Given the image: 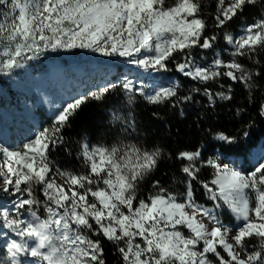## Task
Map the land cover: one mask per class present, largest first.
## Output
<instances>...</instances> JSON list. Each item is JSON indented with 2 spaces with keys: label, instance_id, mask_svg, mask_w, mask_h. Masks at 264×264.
<instances>
[{
  "label": "snow or ice",
  "instance_id": "snow-or-ice-1",
  "mask_svg": "<svg viewBox=\"0 0 264 264\" xmlns=\"http://www.w3.org/2000/svg\"><path fill=\"white\" fill-rule=\"evenodd\" d=\"M262 3L217 0L215 26L223 28L246 6ZM200 13L201 0H175L171 6L166 0H0V63L10 73L45 51L83 49L155 73L169 71V62L180 53L184 62L177 70L192 80L207 84L224 76L254 87L252 73L235 57L253 59L264 52V18L245 25L236 36L226 35L232 60L217 54L211 67H197L192 49H211L217 39L205 35L208 25ZM124 80L131 105L144 90ZM115 87L109 83L92 92L91 99L102 101ZM204 93L214 104L213 93L207 88ZM175 96V87H160L145 99L156 105ZM215 96L232 99L222 92ZM88 99L81 96L64 105L52 125L27 142L0 144V191L15 197L11 208L0 206V227L8 230L0 232V264H106L101 241L92 236L111 242L123 264H214L210 256L218 264H264V162L245 172L213 159L198 166L199 151L180 152L177 159L187 162L181 167L188 178L184 199L159 181L155 192L137 199L140 183L158 166L159 148L84 142L81 157L87 171L79 174L51 158L65 142L70 118ZM114 119L120 116L114 113ZM216 139L235 142L222 132ZM201 167L213 169L210 180L198 179ZM193 181L203 188L211 208L197 202ZM225 211L234 223H225ZM253 238L257 243L250 246Z\"/></svg>",
  "mask_w": 264,
  "mask_h": 264
},
{
  "label": "trees",
  "instance_id": "trees-1",
  "mask_svg": "<svg viewBox=\"0 0 264 264\" xmlns=\"http://www.w3.org/2000/svg\"><path fill=\"white\" fill-rule=\"evenodd\" d=\"M174 3L175 0H172L167 6ZM216 6L217 0H201L200 16L208 25L205 35H215L217 39L211 49L193 48L192 58L196 60L202 57L209 60L215 50L227 49L226 35L238 34L245 24L254 23L264 15V3L256 6L248 5L243 13L227 22L223 28H219L215 26ZM2 20L3 17L0 15V22ZM182 58L183 55L179 54L172 60L173 63L169 62L170 73L180 80V85L176 88V96L156 105L142 99L135 101L131 104L132 119L114 122L112 118L114 108H120L124 104L121 83H115L116 87L102 101L91 99V93H88L89 99L76 115L70 118V126L64 129V144L51 152L52 160L61 168L72 169L78 174L84 173L87 171L81 157L84 142H88L91 146L100 144L111 146L122 136H127L130 141L136 142V146L144 150L151 151L155 148L161 150L158 166L139 185L137 199H146L155 192L153 186L159 181L161 187L176 194L181 201L186 191L184 181L188 178L181 172L182 165L187 162L178 160V153L199 151L201 155L197 161L198 166L202 161L212 159L217 152H222L226 157L242 158L248 162L251 150L264 139V115H261V106H264V52L258 51L253 59L247 56L235 57L237 62L252 73L254 84L252 88H246L243 83L233 82L224 76L207 84L178 76L176 65L182 62ZM227 59L223 58V60ZM62 61L64 60L54 53L42 52L35 60L24 61V67L13 69L10 73L9 70L1 68V110L16 122L21 114L25 116L22 109H16L17 103L20 104L18 95L23 93L31 100L32 106L26 107L27 112L32 111L34 106L39 107V84L35 81V77L42 73L47 78L50 74V64ZM206 88L213 93L214 104L210 103L205 95ZM221 92L231 95L232 99L221 100L215 96L216 93ZM187 97L191 99H186ZM5 102L8 104L12 102L14 105L6 106ZM59 111L60 108L50 114L43 111L38 117L39 128L32 131L30 139L40 130L50 127ZM129 123L132 124L131 127ZM221 132L234 137L235 142L227 144L216 139V135ZM245 132L248 133L247 136L244 135ZM134 135L136 136L132 138ZM212 172L213 169L209 167H201L198 179L208 181ZM193 190L197 202L212 206V202L207 199L198 181H193ZM37 196L43 199L39 191ZM92 239H100L106 264H123L116 247L111 242L96 236H92ZM256 243L255 238L248 241L250 246ZM249 250H252L251 247ZM210 258L218 263L215 257L210 256Z\"/></svg>",
  "mask_w": 264,
  "mask_h": 264
},
{
  "label": "rangeland",
  "instance_id": "rangeland-1",
  "mask_svg": "<svg viewBox=\"0 0 264 264\" xmlns=\"http://www.w3.org/2000/svg\"><path fill=\"white\" fill-rule=\"evenodd\" d=\"M172 3V0H166V6ZM264 18V15L262 16ZM261 18V19H262ZM252 24L247 23L245 25ZM244 25V26H245ZM240 34V32L238 33ZM238 34H233L236 36ZM227 44V43H226ZM198 48V47H197ZM54 53L57 57L63 59L62 62H57L54 65H51L49 76L44 77L42 73L37 74L35 77V81L39 84L38 94L40 96V106H34L33 110L27 112L26 107H30L31 100L27 94H19L20 104L17 103V108H20L25 112V116L20 115L19 120L16 122L12 119L11 116L7 115L1 110L0 103V144L9 147H16L17 145H21L27 142L30 137L32 131L38 129V117L44 111L46 114L53 113L55 109L62 108L66 105L67 100H74L81 96H87V94L92 93L94 91H98L100 88L105 85L111 83H121V85L125 82L124 78L127 77L131 80L136 88H143L144 96L137 95L135 97V101L139 99L146 100L145 96L154 94V91L160 87H175L180 85V80L174 74L170 73V64L168 65L169 71L167 72H155L150 73L146 72L141 68H138L135 65L128 64L123 58L118 57H103L99 53H94L88 50L76 49L71 51L58 50V51H45L44 53ZM232 48L227 44V49L225 50H215L213 52L211 59L205 60L204 57L196 60L193 59V63L197 67H211L213 59L219 54L220 58L225 60L226 62L233 59L231 56ZM177 53L176 55H179ZM2 59V58H0ZM182 62H184V58H182ZM173 63V61H172ZM177 63V64H179ZM207 63V64H205ZM3 68L2 63H0V70ZM223 69H220L222 71ZM176 73L178 76L183 78H189L184 76L177 70ZM191 79V78H189ZM192 80V79H191ZM195 81V80H193ZM199 82V81H198ZM43 105L45 109L42 108L41 99L42 95ZM45 94L51 96V106H47L45 103ZM122 99L124 100V104L120 108H114L112 111L113 121H124V119H132V109L131 105L127 103V97L129 93H127L123 88L121 89ZM134 101V102H135ZM6 106H13L14 104L11 102L8 104L5 102ZM48 108V109H47ZM114 113L120 116L119 120L114 119ZM28 123V125H27ZM136 135L132 136L134 138ZM116 144H136V142L130 141L128 137L122 136ZM104 145L105 144H100ZM143 149V148H142ZM213 160H218L221 163L229 164L230 166L237 167L245 172H250L254 170V168L261 162H264V139L263 141L254 149L251 150L249 154V161L246 162L242 158L236 157H226L222 152H217L213 157ZM3 160V155L0 153V161ZM58 182L63 183L64 180L62 177H58ZM3 186V178L0 177V188ZM27 198V197H25ZM15 199V197L8 196L6 193L0 191V206L11 208V201ZM211 208L212 206H206ZM27 215V214H26ZM222 218L225 223H234L233 218L226 211L223 213ZM7 229L0 227V232H6ZM185 234H187V231ZM90 235V233H89ZM0 244H2V240H0ZM221 254L225 256L227 259L226 253H224L221 249ZM211 259V258H210ZM214 261V260H213ZM215 264H218L215 262Z\"/></svg>",
  "mask_w": 264,
  "mask_h": 264
},
{
  "label": "bare ground",
  "instance_id": "bare-ground-1",
  "mask_svg": "<svg viewBox=\"0 0 264 264\" xmlns=\"http://www.w3.org/2000/svg\"><path fill=\"white\" fill-rule=\"evenodd\" d=\"M44 101L46 102V104H48L49 101H50V97L47 96V95H45V99H44ZM45 107H46V105H45ZM47 109H48V108H47Z\"/></svg>",
  "mask_w": 264,
  "mask_h": 264
}]
</instances>
